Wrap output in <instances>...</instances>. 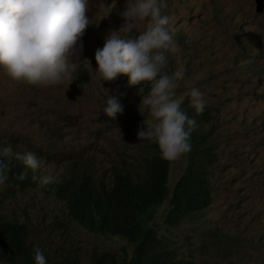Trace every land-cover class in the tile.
Masks as SVG:
<instances>
[{
	"label": "rangeland",
	"instance_id": "374dc122",
	"mask_svg": "<svg viewBox=\"0 0 264 264\" xmlns=\"http://www.w3.org/2000/svg\"><path fill=\"white\" fill-rule=\"evenodd\" d=\"M126 0H88L90 25L85 29L80 63L87 70V83L71 80L58 85L29 86L12 81L0 68V146L16 151H32L41 159V165L33 170V179L51 176L48 184L39 181L35 188L9 189L0 185V204L5 218L24 223L28 228L27 242L44 249L52 264H62L69 252L87 262L93 251H110L128 254L132 247L119 237H101L91 234L66 217L64 204L51 195L50 184L67 175V167L79 171L88 169L100 175L123 158L136 163L149 151L140 147L137 137L143 121L151 122L146 110L138 106L144 97L129 85L119 87L113 81H103L95 72V51L102 49V39L112 31H118L124 23L121 13ZM173 22L175 33L183 37L191 48L193 41L203 39L208 50L194 58L193 80L200 81L205 68L210 65L213 73H225L226 60L246 43L247 54L255 57L263 50L260 42L264 15H253L254 0H163ZM222 5L225 12L233 11L234 17L244 25L246 35L237 33L232 23L219 19L213 27V6ZM232 13V14H233ZM221 17V13H220ZM223 22L221 25L220 23ZM138 27H143L141 22ZM215 38L211 43V38ZM211 47V48H210ZM194 54L193 50L188 51ZM79 69V68H78ZM236 75L246 83L248 76ZM107 90V92H106ZM237 94L240 90L233 89ZM218 93L216 87L208 88ZM264 94V76L259 89ZM107 94L115 96L123 111L113 120L103 113ZM222 118L217 122L224 126L239 125V137L225 143V155L216 171L217 193L213 204L204 212L200 221L167 232L183 252L197 253L201 245L213 242L214 231L223 233L226 241L220 248L226 251L246 248L256 252L258 261L264 264V157L258 155L263 148L264 129L255 119L264 117V101H254L246 96L240 103L222 107ZM141 124V125H139ZM152 142V141H150ZM69 155L71 160L61 162ZM185 155L171 161L170 186L184 167ZM137 169V168H134ZM12 192L13 197H8ZM169 197L157 214L162 226ZM214 257L210 262H215ZM221 264H236L231 259H220ZM0 264H3L0 262Z\"/></svg>",
	"mask_w": 264,
	"mask_h": 264
},
{
	"label": "clouds",
	"instance_id": "9594fccd",
	"mask_svg": "<svg viewBox=\"0 0 264 264\" xmlns=\"http://www.w3.org/2000/svg\"><path fill=\"white\" fill-rule=\"evenodd\" d=\"M88 11V0H0V68L12 81L29 86L58 85L65 79L71 80L73 73L81 68L80 63L87 60L80 59L83 46L78 42L90 25L91 15H88ZM232 13L233 11L225 12L222 5L213 6L214 29L218 27L219 19L222 18L223 22L232 23L237 33L246 35L244 25L239 23V19ZM253 15L255 18L264 15V0L261 10H258V4L254 0ZM121 17L124 23L119 30L106 35L102 39L103 48L95 51L94 59L97 65L95 72L103 81L114 80L115 85L119 87L129 85L131 90H138L139 93L141 91L132 86L142 82L150 84V91L141 99L138 110L140 113L146 110L152 120L147 122V126L146 121H143L137 137L141 145L145 144L142 140H147V144H157L161 158L170 161V166L171 161H176L191 151L190 133L197 127L195 119L189 118L181 110V104L185 102L197 114H202L209 108L218 109L217 112L222 118V107L240 103L246 96L254 101H264V94L259 92L264 76L263 26L259 36L263 50L257 56L250 57L247 54L248 45L244 43L239 47L238 52L231 56V60H226L225 73H213L210 65L207 64L201 80L194 81V58L205 54L208 46L203 39L193 41L191 48L183 42V37L175 33L163 0H126ZM141 22L143 27L140 29L138 25ZM223 22L220 24L223 25ZM214 40L215 38L212 37L211 43ZM190 49L194 54L188 53ZM238 72L248 76L246 83L236 75ZM213 87L219 89V92L213 94L207 91L208 88L213 90ZM235 88L240 90L239 94L233 90ZM122 111L119 100L107 94L103 113L114 120ZM255 121L264 129V117L256 118ZM238 132L239 125L222 124L216 135L217 160L211 168V182L216 193L215 176L225 155V143L237 139ZM263 140L264 137L261 138V141ZM262 146L258 155L264 157V143ZM1 148H3L2 155L11 156L12 153H16L15 159L25 164L29 177L26 178L21 174L18 179L24 180L26 184L24 186L15 184L8 178L11 171L10 164L0 160V185L6 183L9 189L24 190L35 188L39 181L48 184L54 180L51 176L42 178L41 173L33 179L32 169L40 167L42 162L34 150L21 152L16 151L13 146L8 148L1 146ZM62 160L61 162L68 163ZM180 177L170 186L168 176L165 184L167 197L156 208V223L158 210L169 197L166 210L168 212L172 193ZM11 194L12 192L9 196L13 197ZM0 209L2 213L1 204ZM187 224L195 223L183 220L168 227L165 225L164 217L162 226L158 224L166 237L163 240L165 251L174 252L176 261L181 260L176 250L183 251L170 236L168 237L167 232L171 233L170 229H178ZM119 238L128 243L126 239ZM128 245L132 247L130 254L125 249L120 254L115 253L119 259L122 253H126L128 258L132 256L134 247L130 243ZM43 250L39 248L34 250L35 264H47ZM248 251L250 258L259 260L256 252ZM188 254L198 258L200 248L197 253ZM231 260L236 264L256 262Z\"/></svg>",
	"mask_w": 264,
	"mask_h": 264
},
{
	"label": "trees",
	"instance_id": "16d2710c",
	"mask_svg": "<svg viewBox=\"0 0 264 264\" xmlns=\"http://www.w3.org/2000/svg\"><path fill=\"white\" fill-rule=\"evenodd\" d=\"M87 70L81 66L76 82H87ZM143 95L150 91V84L142 82L137 86ZM184 102V101H183ZM181 110L196 121L197 127L191 131L189 143L191 151L185 154V167L175 185L165 225H176L183 220L197 223L214 200V184L211 182V168L217 160L216 135L221 123L218 109L209 108L197 114L185 102ZM149 151L140 157L136 167L124 159L97 175L92 170H77L68 166L66 176L50 184L51 195L64 204L66 217L83 230L101 237H122L133 245L132 256L122 253L120 259L110 251H93L88 262H82L78 255L66 253L62 264H221L220 259H233L245 263L250 258L245 248L226 251L220 248L225 242L223 233L214 231L213 242L201 245L200 256L195 258L178 249L181 260H175L174 252H166L162 228L156 223V208L167 197L166 181L170 172V161L161 158L157 144H147ZM156 147V148H155ZM0 160L9 163L11 171L8 178L15 184L24 186L26 182L18 179L21 174L29 177L25 164L11 156L2 155ZM69 155L62 161H70ZM134 168H137L134 170ZM213 196V197H212ZM10 197V196H8ZM167 231V230H165ZM28 228L23 223L7 220L0 209V262L3 264H35L34 247L27 243ZM47 264L50 256L43 250ZM257 255V254H256ZM218 258L210 262L212 258ZM258 257V256H257ZM256 261V260H254Z\"/></svg>",
	"mask_w": 264,
	"mask_h": 264
},
{
	"label": "water",
	"instance_id": "95a60500",
	"mask_svg": "<svg viewBox=\"0 0 264 264\" xmlns=\"http://www.w3.org/2000/svg\"><path fill=\"white\" fill-rule=\"evenodd\" d=\"M256 3L258 4V10H261L262 9V5H263V0H256Z\"/></svg>",
	"mask_w": 264,
	"mask_h": 264
}]
</instances>
